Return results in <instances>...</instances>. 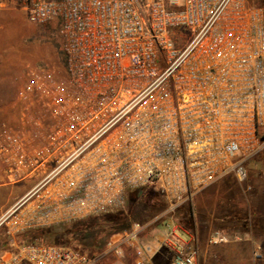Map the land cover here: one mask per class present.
Masks as SVG:
<instances>
[{"label":"built area","instance_id":"built-area-1","mask_svg":"<svg viewBox=\"0 0 264 264\" xmlns=\"http://www.w3.org/2000/svg\"><path fill=\"white\" fill-rule=\"evenodd\" d=\"M26 11L56 23L62 67L28 66L16 122L0 127V183L33 182L2 223L68 224L150 189L165 204L169 264H196L175 212L225 175L245 181L264 150V5L28 0ZM141 231L114 233L104 253L151 254ZM12 242L0 264H106L71 245Z\"/></svg>","mask_w":264,"mask_h":264},{"label":"rangeland","instance_id":"rangeland-1","mask_svg":"<svg viewBox=\"0 0 264 264\" xmlns=\"http://www.w3.org/2000/svg\"><path fill=\"white\" fill-rule=\"evenodd\" d=\"M28 0H0V127L2 124H14L17 117L16 97L19 87L25 79V71L32 65H53L62 67L59 37L56 23L36 24L30 21L26 11ZM264 5V0H254ZM248 175L245 181H239L233 176H227L211 185L207 194L185 204L182 210L176 211L175 220H181L184 227L193 225L194 217L204 214L205 205L211 201L217 203V208L237 205L238 208L250 210L254 207L257 214L264 218V150L251 158L247 164ZM29 181L16 185V190L24 189ZM150 189H142L143 195H134L131 200L127 196L124 206L120 209L131 223L142 227L140 236L150 245L153 252L163 249L160 245L162 237V219L165 217V204L156 195L149 193ZM0 194V203L7 205L6 190ZM152 196V198L150 197ZM199 205V206H198ZM196 206L199 207L197 212ZM251 208V209H250ZM201 219V217H200ZM218 222V221H217ZM26 232V231H24ZM24 232H9L8 226L0 224V255L4 249L12 248L10 235ZM52 238V237H51ZM51 242L52 240L48 239ZM90 251H95L98 259L106 264H137V258L132 249H126L124 256L105 254L106 243L94 249L85 245ZM152 252V254H153ZM167 255H168V251ZM153 256V255H151ZM143 258V257H140ZM143 263L146 264L143 258ZM152 264L151 257L149 263ZM169 264V255H168Z\"/></svg>","mask_w":264,"mask_h":264},{"label":"crops","instance_id":"crops-1","mask_svg":"<svg viewBox=\"0 0 264 264\" xmlns=\"http://www.w3.org/2000/svg\"><path fill=\"white\" fill-rule=\"evenodd\" d=\"M247 2L252 5H260L255 3L254 0H247ZM227 176L233 175H225L215 182ZM27 181H29V184L26 188L16 190V185ZM32 183V180H24L13 184L0 183V194H4L3 191L6 190L7 196V205L0 203V224H4L2 220L5 213L24 196ZM212 184L199 190L192 196L191 200L199 198L203 193L207 194L211 190ZM137 194L143 195V191L138 190ZM153 195L162 200L157 193H153ZM150 197L152 198L151 195ZM191 200L185 202L177 212L182 210L185 204H188ZM198 206H196L197 212L199 211ZM205 207L207 208L205 213L194 217L195 223L189 227H184L181 220H176L182 233L185 236H190L197 243L196 264H264V218L257 214L258 210L252 207L253 209H250L253 212H250V210L238 208L237 205L222 208L218 206L217 208V203L213 201ZM9 239L12 246V240L15 241L14 235L11 234ZM142 242L144 241L142 240ZM11 249H4L3 246L2 253ZM158 251V253L153 252V254L142 256L145 263H149V257H151L152 264H168L167 250L163 248L158 249ZM143 258L137 257L135 259L136 263H143Z\"/></svg>","mask_w":264,"mask_h":264},{"label":"trees","instance_id":"trees-1","mask_svg":"<svg viewBox=\"0 0 264 264\" xmlns=\"http://www.w3.org/2000/svg\"><path fill=\"white\" fill-rule=\"evenodd\" d=\"M138 190L129 191L127 196L135 199ZM149 193H155L149 190ZM130 227L128 216L120 209L100 215L89 216L68 224L35 228L17 235L18 243H53L65 244L79 248L92 256L95 251H90L85 245L97 249L106 243L111 235ZM52 237V238H51ZM52 240L51 242L47 241Z\"/></svg>","mask_w":264,"mask_h":264}]
</instances>
